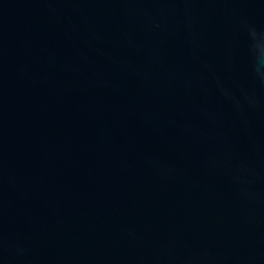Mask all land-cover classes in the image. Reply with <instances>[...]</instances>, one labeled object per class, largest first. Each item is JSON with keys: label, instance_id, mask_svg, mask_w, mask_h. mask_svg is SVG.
<instances>
[{"label": "water", "instance_id": "1", "mask_svg": "<svg viewBox=\"0 0 264 264\" xmlns=\"http://www.w3.org/2000/svg\"><path fill=\"white\" fill-rule=\"evenodd\" d=\"M0 264H264V0H0Z\"/></svg>", "mask_w": 264, "mask_h": 264}]
</instances>
